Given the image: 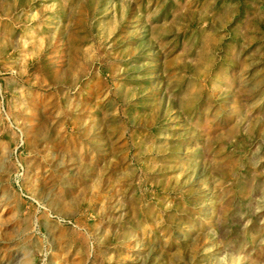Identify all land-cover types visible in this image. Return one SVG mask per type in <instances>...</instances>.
<instances>
[{"label":"rangeland","instance_id":"374dc122","mask_svg":"<svg viewBox=\"0 0 264 264\" xmlns=\"http://www.w3.org/2000/svg\"><path fill=\"white\" fill-rule=\"evenodd\" d=\"M0 264H264V0H0Z\"/></svg>","mask_w":264,"mask_h":264}]
</instances>
